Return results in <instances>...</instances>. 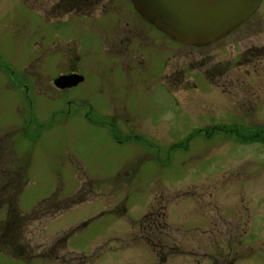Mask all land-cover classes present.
I'll return each instance as SVG.
<instances>
[{
    "label": "rangeland",
    "instance_id": "rangeland-1",
    "mask_svg": "<svg viewBox=\"0 0 264 264\" xmlns=\"http://www.w3.org/2000/svg\"><path fill=\"white\" fill-rule=\"evenodd\" d=\"M127 1L87 21L58 16L61 0H0V166L22 169L26 264H264V142L232 132L264 130V0L221 41L176 42L173 95L141 98L136 134L77 116L53 83L71 31L94 48L95 17ZM19 253L0 242V264Z\"/></svg>",
    "mask_w": 264,
    "mask_h": 264
},
{
    "label": "flooded vegetation",
    "instance_id": "flooded-vegetation-1",
    "mask_svg": "<svg viewBox=\"0 0 264 264\" xmlns=\"http://www.w3.org/2000/svg\"><path fill=\"white\" fill-rule=\"evenodd\" d=\"M75 2L77 5H74L73 12L77 15L82 14L87 21L99 6L105 7L102 5L104 0ZM127 4L131 9L123 18L105 19L101 15L95 17L96 23L92 22L94 48L88 47L87 50L77 36L78 33L71 31L73 38L67 41L70 45L68 50L70 56L66 55V58L60 56L59 71L53 83L55 84L56 79L65 77L66 83L69 81L72 84L65 89L54 86L62 92H72L73 96L68 103L76 108L77 116H82L91 122L101 119L113 126L115 122H121L128 133L136 134L140 129L136 119L139 117L141 98L147 96L158 103L164 95L168 97L173 95L176 42L146 21L137 12L132 0L127 1ZM113 7L117 8L116 5ZM63 14V11H59L58 16ZM64 39L61 34L55 36L58 43ZM73 42H77V47L72 46ZM100 54L103 63L95 65L96 58H99ZM69 78L71 80H68ZM98 86L107 88L106 94L101 98L97 93L95 95L92 93ZM159 91L164 94H158ZM132 100H135L133 104H131ZM84 108L86 111L83 110ZM132 116L135 119L131 120ZM113 132L116 137L115 129ZM25 230L26 225L18 227L16 234L18 240L15 245L17 248L15 251L20 252L18 259L22 264L34 258L31 255L30 243L25 242L24 239ZM2 238L7 239V234L4 233ZM4 243L7 245L9 242L4 241ZM55 259L60 264H69L66 258L56 256ZM166 261V258L163 259L162 264H166ZM85 263L87 262L84 261L83 264ZM195 263L199 264V261L195 260Z\"/></svg>",
    "mask_w": 264,
    "mask_h": 264
},
{
    "label": "water",
    "instance_id": "water-1",
    "mask_svg": "<svg viewBox=\"0 0 264 264\" xmlns=\"http://www.w3.org/2000/svg\"><path fill=\"white\" fill-rule=\"evenodd\" d=\"M137 12L182 45L206 47L230 35L259 9L263 0H132ZM68 80H71L69 78ZM63 83V84H61ZM65 77L58 88L71 87Z\"/></svg>",
    "mask_w": 264,
    "mask_h": 264
},
{
    "label": "trees",
    "instance_id": "trees-1",
    "mask_svg": "<svg viewBox=\"0 0 264 264\" xmlns=\"http://www.w3.org/2000/svg\"><path fill=\"white\" fill-rule=\"evenodd\" d=\"M75 1L77 0H62L60 5L63 6L64 4V6L62 8L59 6L56 10L58 12L63 10L71 12L73 11L74 5H77ZM53 10H55V8H53ZM239 131H241V133H237ZM259 131L260 132L249 131L250 135H248V131L237 128L232 132L235 133L236 137L243 143H248L247 141L251 139L256 141L261 139V141L264 142V130ZM244 137H246V140L243 139ZM23 178L21 168L17 171L9 172L0 166V210L5 206L7 207L6 219L0 221V242H9L8 245L14 249H17L15 245L18 240V237L16 236L18 227L25 225L28 217V215H24L20 211L18 205L20 195L23 192V186L21 187ZM12 191H14L13 194H11ZM47 201L48 200L43 202L47 203ZM4 233L7 234V239L2 238Z\"/></svg>",
    "mask_w": 264,
    "mask_h": 264
}]
</instances>
